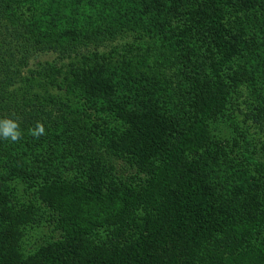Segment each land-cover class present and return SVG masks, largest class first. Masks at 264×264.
Segmentation results:
<instances>
[{
    "label": "trees",
    "instance_id": "trees-1",
    "mask_svg": "<svg viewBox=\"0 0 264 264\" xmlns=\"http://www.w3.org/2000/svg\"><path fill=\"white\" fill-rule=\"evenodd\" d=\"M4 117L0 264H264V0H0Z\"/></svg>",
    "mask_w": 264,
    "mask_h": 264
},
{
    "label": "rangeland",
    "instance_id": "rangeland-1",
    "mask_svg": "<svg viewBox=\"0 0 264 264\" xmlns=\"http://www.w3.org/2000/svg\"><path fill=\"white\" fill-rule=\"evenodd\" d=\"M160 71L163 72L164 77L170 82V85L168 86L173 90L172 98H177V96H179L180 92L183 90V82L182 79H180V76L176 75V69L174 67L166 66L162 67ZM159 74L162 78V74ZM145 75L147 74H143L142 76ZM245 94L246 93L244 92L243 97L237 98L239 103L236 104V108H238L237 110L239 112L240 110H243V108H245V110H248L246 108L247 104L244 102L247 97H245ZM242 119L243 115L242 117H239V119H236V122H230V124L229 122H223L224 124L211 125V131L213 135H217L218 139H223V141H227V144H225L226 150L225 152H223L221 160H218V162L216 163L217 166L215 167V169L219 173L220 171L222 173L220 177H218L219 175L217 176L218 181H220V179H223L227 183L231 184H234L235 182L243 183L244 181L241 182L242 178L244 176H247L248 172L251 173V170L254 169V162L249 164L248 161L247 163L246 159L242 155L244 146H250L252 142V137L245 140L240 134V126L245 125L244 122H242ZM217 126L218 129L216 130ZM256 175L261 176L262 172H256Z\"/></svg>",
    "mask_w": 264,
    "mask_h": 264
},
{
    "label": "clouds",
    "instance_id": "clouds-1",
    "mask_svg": "<svg viewBox=\"0 0 264 264\" xmlns=\"http://www.w3.org/2000/svg\"><path fill=\"white\" fill-rule=\"evenodd\" d=\"M29 134L35 138L39 139L41 136L45 135V126L42 122L37 121L34 128L29 129ZM23 132L20 128V124L16 119L9 117L0 118V138L4 140H10L15 143L22 139Z\"/></svg>",
    "mask_w": 264,
    "mask_h": 264
}]
</instances>
